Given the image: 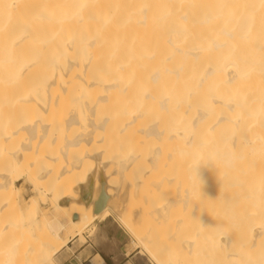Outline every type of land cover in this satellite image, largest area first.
Masks as SVG:
<instances>
[{"label":"bare ground","instance_id":"bare-ground-1","mask_svg":"<svg viewBox=\"0 0 264 264\" xmlns=\"http://www.w3.org/2000/svg\"><path fill=\"white\" fill-rule=\"evenodd\" d=\"M56 104L67 112L58 128L43 115ZM74 124L78 137L62 134ZM104 131V152L93 153L86 146ZM90 158L97 194L77 196L75 222L46 221L53 237L108 211L154 264H264L260 211L238 221L205 213L226 202L264 206V0H0V194L11 198L0 199V237H26L41 225L39 217L25 228L21 217L51 198L53 185L83 186L74 177ZM53 161L59 172L52 178ZM247 166L257 169L249 179ZM152 172L153 180L145 177ZM103 175L113 179L103 183ZM21 181L32 195L19 209ZM141 188L144 210L125 214L127 195L135 198ZM177 206L183 213L191 207L188 221H204L209 235L202 222L192 238L179 235L194 224L178 220L168 238H150L152 223L167 226ZM142 222L149 230L134 231ZM199 233L209 254L197 253ZM72 239L50 252L28 245L24 254L50 264ZM91 264L103 261L96 255Z\"/></svg>","mask_w":264,"mask_h":264},{"label":"rangeland","instance_id":"rangeland-1","mask_svg":"<svg viewBox=\"0 0 264 264\" xmlns=\"http://www.w3.org/2000/svg\"><path fill=\"white\" fill-rule=\"evenodd\" d=\"M64 103L65 102H63L62 106L64 105ZM59 105H61V104L54 106V109L52 108L54 111L51 109L52 110L51 112L43 113V115L46 118H48V119L51 118V120H53L54 124H52V125H54L56 127L57 126L58 127L63 126L62 121H61L62 119L64 120L63 117H65V115H64L65 110H63V109L65 107V109L67 110L68 103H65V106L63 108L60 107V112L57 111V109H59ZM72 108L73 107L69 108V110H67V112L68 111L70 112L72 110ZM103 111H104L103 108H102V110L98 109L97 110V117H100V116L102 117V115L104 114ZM102 112H103V114H102ZM62 114H63V116H62ZM60 121H61V123H60ZM54 126H52L53 129L55 128ZM60 129L61 128L58 129V132H60ZM79 132L81 134L82 129L78 125L74 124L69 129H67L66 133L62 132V134L73 136L75 139L76 137H78ZM60 134H61V132H60ZM105 138H106V141H105V143H106L107 142V136H106L105 131L104 132H96L92 137L91 144H87L86 147L89 148L90 150L94 149L95 151H92L93 153L94 152L96 153L99 151H102V153H103L104 149H105L104 148L105 145H102L103 144L102 142H104ZM44 145H45V142L42 144V147H45ZM150 148H151V146L149 147V146H147V144L145 145L144 153H143L144 158L149 159V155H150L149 149ZM146 156H148V157H146ZM94 163H95V160H92L90 158V160L87 161L86 165L83 168H81V170H79L74 177V179H76L77 181H83V183H84L83 186L78 187V188H67V187L58 188V187H56V185H53L50 188V190H48V191L53 192L51 194L52 197L51 198L49 197L44 202V204L42 206L32 209V211H30V213L27 216H25L24 218L21 217V220L23 222L22 223L18 222V223H21L23 226H25V228L27 227L28 223L30 222V219L32 221H37L38 218L40 217L42 223H41V225L39 224L35 230H34V228H35V225H34V228L32 227L33 230L29 231L28 232L29 234H27L26 237H23V236H20L17 234H6V235L0 237V264H35L36 263V257L34 255L35 253L31 252L28 254H24L25 246L29 245L30 248L32 246L40 247V248L45 249V251L48 250V252H50L52 250L53 245L60 243L61 240L64 238H68V237L70 238L71 235H73V240L71 243H74L73 246L75 248L84 244L85 243V237L88 235L87 238L90 237L91 244H93L96 248H98L99 252L103 256H109L110 255L111 258H114L113 264H123V260H122L123 257H121L122 253L131 255L130 256L131 260H130V258L127 259V260H130L129 264H151V263L154 264L153 260L151 261V259L147 257L144 250H142L140 248L139 249L135 248L138 245L135 242L133 234L129 233L126 230V228H124L119 222H117L116 219H114V217H112L111 214L109 215L108 211H105L102 214L103 216L108 215L105 220H101L103 216L102 217L100 216V217L94 219L93 220L94 222L92 221L87 226H85L83 229L80 228L79 230H70V227L68 226L67 229L60 235V237H53V235L50 234L49 226H47L48 224L46 223V221H49L52 219H57V220H61V223H63V224H65V222L68 224V223H73L76 221V220H73V217H74V213L77 211L76 208H78V206H79V203L76 200L77 196H81L83 194L88 193V194H91V197L93 199L95 198V196L97 194L98 185L93 183V178H92L93 172H91L92 171L91 169L93 168ZM50 166L52 167V170H51L52 173H51L50 177L53 178L54 176H57L56 173L59 172V170H58L59 163L53 161V162H50ZM170 170L172 171L173 175L178 177V181L184 186V184H186L184 181V172H181V170L178 169V166L175 165V162H173L170 165ZM256 171H257L256 168H253L252 166H247L246 171L243 174V176L246 175L247 179H249L250 176ZM155 174H158V173L152 172L145 177H147L150 180H153L155 177ZM129 178H130L129 176L126 177V179H129ZM109 179L112 180L113 177L103 175L102 181L104 183L106 181H109ZM51 182H52V179H51ZM24 184H25L24 181H21L19 184H17V187L19 188L20 192L17 191L16 194L17 193L18 194H17V196L16 195L15 196H16V199H18L19 196L21 197L20 199L17 200L18 201L17 207L19 209H21V207L24 205V201L27 200V198L30 195H32V193L30 192V187L27 184H25V185ZM91 184H93V189L90 192L88 189H89V185H91ZM24 187L25 188L29 187V188H27L28 191ZM102 188H103V186H102ZM176 190H175V192L177 193L179 191V189H176ZM117 195H119V194H117ZM117 195H115V198L117 197ZM169 195H170V192H169ZM60 196H65V197H62V200H59V199L55 200V197H60ZM142 196H143V188L139 189L138 195L135 196V198H133L131 196V194H128L127 198L125 200L126 203L124 205V210H123L124 213L128 215V213L131 211L136 212V211H139L140 209H143L144 206L140 202V198ZM0 199L2 201H5L6 199L11 201V198L5 193L0 194ZM104 199H105L104 202L106 205L107 200L109 198L105 194H104ZM21 200H22V202H21ZM114 200H116V199H114ZM114 200H113V204H115ZM228 204L229 203H227V202L224 204H220V205L217 204L214 208L210 209L209 211L208 210L205 211V213L207 215H211L213 213L234 214L235 216L231 215V218L233 217L235 219V221H236V219L238 221L239 217L240 218L242 217L241 219L243 220L244 219L243 216L246 215L249 211H255V212L260 211L262 216H264V206H259V207L252 206L251 207L245 203L244 204L243 203L236 204L234 202H233V204H236L234 206H232V204L231 205L230 204L228 205ZM145 207H146V205H145ZM189 208H191V207H188L187 211H189V210L192 211V209H189ZM216 208H218V209L215 210ZM147 209H149V208L147 207ZM178 210H180L181 212L179 213ZM187 211H185V212L188 213ZM191 211H189L190 214L189 213L185 214V212L183 213V207L182 206L174 207L173 210H171V211L169 209L168 214L171 213V216L168 214H167V216H168V218L171 217L172 219L171 218L169 219V223H168V219H167V221H166L168 223L167 226H164L166 224L162 223L161 229H159V227L155 223H152L153 224L152 229L153 228L154 229H153V232H151V234H150L151 235L150 238H152L156 242L160 241L162 237L164 238L165 236H167V238H168V235L170 234V232H173V227H175V224H176L175 222H177L178 220L184 221L183 224H185V222L188 223L189 225L191 224V222H192V224H194V226L192 225L194 230H192L193 228H191L190 229V230H192L191 232L189 231L188 233H186L185 231H182L179 235H181V234L186 235L187 234L189 237L192 238V235L194 234V233H192L193 231L197 230L196 231L197 233H198V231L202 232L199 229L200 228L199 225L202 222L203 224L201 223L202 224L201 228L205 225L204 228H202V229L205 230L204 232L208 236L209 230H208V227H206V224L204 221H201L199 219H198V221L196 220L197 221V227L196 228H195V223H196L195 220H192V218H190L191 220L188 221L189 216L191 217V215H192ZM142 214H143L142 216H145L144 212ZM236 215H237V218H236ZM70 216H71V218H69ZM183 216H184V218H183ZM185 216H187V217L185 218ZM259 218L260 217L257 216L256 218L249 219L248 223H246V225L242 226L243 230L246 232L249 229V227L252 225V223H254L256 221L255 219H259ZM242 220H241V223L243 222ZM94 225H95V227H94ZM145 226H146L145 222L144 223L142 222L139 224L137 223L133 226V230L138 231V232H140V230H141V232L142 231L144 232L145 231L144 229H146ZM137 228H138V230H137ZM142 228H144V229H142ZM149 228H150V226L146 230H149ZM164 228H166V229H164ZM224 228L225 227L223 225L218 227V228H214L213 233H218L220 231H223ZM116 232L118 233V237L116 239L112 240V236H114V234ZM205 233H203V234H205ZM199 234H200V238L197 237V242H198L197 246L199 247L197 250L198 251L197 253H199V252L201 253L202 251H204L206 254H209V251H207L205 249V242H204L205 238H204V241L202 239V237L204 235L202 234L203 236H201V233H199ZM105 235H110L109 236L110 238H108V240H106ZM163 235H165V236H163ZM245 236H247L246 233H245ZM245 236L242 237L243 238L242 242H244L245 245H249L250 241L251 242L253 241V238H250L251 239L250 240L248 236L247 237H245ZM104 240H106V242L108 243V245H107L108 247H106V245H100V242H102V241L104 242ZM246 240H248V243H246L247 242ZM86 241H88V240H86ZM103 244H106V243H103ZM149 245H151V244H149ZM149 245H148V247H149ZM153 245H152V248H153ZM157 245L154 246V248L157 247ZM152 248H151V250H152ZM251 250L252 249H250V251L248 250V253H247L248 258H249V256L252 257L253 254H255V256L258 254L257 251H255L256 253H254L253 250H255V248H253L252 251ZM204 252H202V253H204ZM258 255H260L261 257H264L261 254H258ZM207 258L211 259L209 256ZM251 259H255V257H252ZM207 261H209V260L207 259ZM59 263H60V261L57 260V255H56L52 259L50 264H59ZM105 263L107 264V262H105Z\"/></svg>","mask_w":264,"mask_h":264},{"label":"crops","instance_id":"crops-1","mask_svg":"<svg viewBox=\"0 0 264 264\" xmlns=\"http://www.w3.org/2000/svg\"><path fill=\"white\" fill-rule=\"evenodd\" d=\"M87 236L85 237V243L76 248L73 246L74 243H71L73 239L70 240L67 247H65L61 252L57 254V260L60 261L59 264H91L96 255H98L102 259L103 264H106L105 261L107 262V264H113L114 258H111L110 255L103 256L99 252L98 248L91 244V240L90 238H87ZM109 236L110 235H105L106 240L110 238ZM117 237L118 233L116 232L114 236H112V240L116 239ZM106 240H104V242H100V245H106V247H108V243L106 242ZM130 256V254H121V257H123V264H129V261L131 260ZM128 258H130V260H127Z\"/></svg>","mask_w":264,"mask_h":264},{"label":"water","instance_id":"water-1","mask_svg":"<svg viewBox=\"0 0 264 264\" xmlns=\"http://www.w3.org/2000/svg\"><path fill=\"white\" fill-rule=\"evenodd\" d=\"M76 219H77V217H76V216H74V217H73V220H76Z\"/></svg>","mask_w":264,"mask_h":264},{"label":"trees","instance_id":"trees-1","mask_svg":"<svg viewBox=\"0 0 264 264\" xmlns=\"http://www.w3.org/2000/svg\"><path fill=\"white\" fill-rule=\"evenodd\" d=\"M106 262V261H105Z\"/></svg>","mask_w":264,"mask_h":264}]
</instances>
